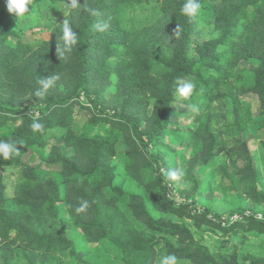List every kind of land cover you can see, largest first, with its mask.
I'll return each mask as SVG.
<instances>
[{
	"label": "trees",
	"instance_id": "16d2710c",
	"mask_svg": "<svg viewBox=\"0 0 264 264\" xmlns=\"http://www.w3.org/2000/svg\"><path fill=\"white\" fill-rule=\"evenodd\" d=\"M79 2L32 0L30 12L15 19L0 0V140L24 144L19 155L0 156V264L92 263L78 259L80 245L62 229L59 204L79 237L109 246L112 264H160L169 254L178 264H264L261 255L210 249L186 222L264 234V209L223 216L198 200L209 190H232L264 205V0H199L196 16L181 12L186 0ZM64 21L77 44L62 54ZM36 27L48 37L25 39ZM198 30L204 38L195 42ZM178 79L195 85L185 102L199 110L195 125L172 130ZM248 93L257 96V113L243 98ZM76 107L90 112L81 127ZM34 121L41 131L31 129ZM171 132L193 151L182 156L183 188L167 177L172 163L164 153L175 146L164 136ZM28 150L57 170L47 175L25 163ZM19 166L8 196L1 172ZM148 168L154 176L146 181ZM84 200L89 207L77 213Z\"/></svg>",
	"mask_w": 264,
	"mask_h": 264
},
{
	"label": "rangeland",
	"instance_id": "374dc122",
	"mask_svg": "<svg viewBox=\"0 0 264 264\" xmlns=\"http://www.w3.org/2000/svg\"><path fill=\"white\" fill-rule=\"evenodd\" d=\"M65 8L64 11H67V4L65 1ZM28 19H26L24 22H27ZM23 22V21H22ZM46 24L50 22L47 18L45 19ZM202 30H205L203 27H200ZM40 33H36L39 32ZM48 30H46L43 27H36L35 29L28 30L25 33V39L28 38L29 40L38 39V38H45L48 37ZM204 38L203 31H197L194 35L195 42H200ZM254 62H250V69L254 67ZM249 79H252V71L249 72ZM184 82H188V80H185ZM246 100H248L251 104V107L253 108V111L257 113L258 111V100L257 96L248 93L243 96ZM75 117H77L76 126L81 127L87 117L90 115V112L84 109H79V107H76L74 109ZM170 115L173 121V126L171 127L172 130L175 129L177 123L179 125L183 124L186 126L195 125L197 123V113L193 111V109H190L188 105L185 102L184 98L177 97L176 101L171 106ZM221 131H224L223 138H229V135H231V132H227V126H225L224 123L221 125ZM172 133L170 135L168 133L165 134V140L171 141L173 149V153L171 155L165 154V158H167L172 163L170 169H180L182 170V167L184 165V160L182 158L183 155L189 157L192 155L193 151H190V149L184 148L180 142L177 140V142H174L172 136ZM245 135L248 138L249 132L247 130L245 131ZM172 139V140H170ZM119 147L122 149V141L119 142ZM63 150L67 153H70L71 149L66 147L65 145H62ZM23 160L25 163L37 167L40 170H42L45 174L49 175L51 171L57 170V166H50L48 163H45L40 156L31 151L28 150L24 156ZM118 161V160H117ZM223 161L222 156H218L215 160V166L219 165L220 162ZM123 170V167H121ZM20 171V166L16 167L15 169H5L1 173L3 175V180L6 185V193L8 196H12L14 194V188L16 184L18 183V172ZM143 178L147 181L151 178H153L154 174L152 172L151 168L142 170ZM219 177V176H218ZM218 177L214 180H218ZM168 181L174 185H178L179 187L183 188L184 183L181 179V177L176 180L172 181L168 179ZM200 181L207 186L206 177L205 175L200 176ZM228 182H225L223 185H220L225 190H229L227 187ZM185 186L188 187V184L185 183ZM227 186V187H226ZM180 189V188H178ZM198 200L200 201L201 205H207L211 206L216 210L219 214L223 216H227L228 213H230L233 209H247L246 214H249V211L254 213H262L264 209V205L262 203H255L250 201L249 199H242L238 194L234 193L232 190L229 192H219V191H213L209 190L208 194L200 195L198 196ZM59 209L62 215L61 219V227L63 230L67 232H71L74 234L75 237V245H80L79 249V255L78 259H81V257L88 258L92 263L91 264H112L113 262H110V259L112 260V251L109 250V246H103L98 245L97 243H90L85 242L82 237H79L78 234H76L73 229V224L69 220V215L65 211L62 204H59ZM235 214V213H234ZM186 222L189 224L190 228L192 229L194 239L199 240L202 244L207 245L210 249L217 250L220 247L223 249H233L236 250L239 255H246V254H253V255H261L264 257V234H255L252 232H246L243 230L237 231L235 233H228V234H222V232L214 231V230H208L204 226H201V228L197 229L195 228L190 220H186ZM84 245V246H83ZM12 264H24V262L21 260L13 261ZM64 264H69L67 261H64Z\"/></svg>",
	"mask_w": 264,
	"mask_h": 264
},
{
	"label": "clouds",
	"instance_id": "9594fccd",
	"mask_svg": "<svg viewBox=\"0 0 264 264\" xmlns=\"http://www.w3.org/2000/svg\"><path fill=\"white\" fill-rule=\"evenodd\" d=\"M32 0H6V8L9 14H14L15 19L23 18L25 13H29V5H31ZM79 0H70L68 6L71 8L77 7L79 4ZM200 3L199 0H186V2L181 7V12L188 16H196L200 11ZM92 14L95 15V12L92 11ZM103 30V29H100ZM62 40L64 41V53H70L74 45L77 44V34L73 31L72 27L67 21L63 22L62 27ZM59 77L48 78L45 81H42L43 90L38 91L36 93L37 96L43 94V91H46L52 84L53 79H58ZM176 93L179 97L188 99L195 88V85L191 82H184L183 80L177 81ZM193 110L198 111L199 109L193 105ZM31 129L34 132L41 131L43 129V125L39 122L34 121L30 125ZM17 145L24 146L23 142L16 141H2L0 140V156L3 159L7 160L11 156L19 155L20 150H18ZM182 170L180 169H169L167 171L168 179L172 181L178 180L182 175ZM89 207L87 200H84L80 203V206L76 209L77 213L84 212ZM160 264H178V257L175 254H169L162 257Z\"/></svg>",
	"mask_w": 264,
	"mask_h": 264
},
{
	"label": "built area",
	"instance_id": "2783aa9c",
	"mask_svg": "<svg viewBox=\"0 0 264 264\" xmlns=\"http://www.w3.org/2000/svg\"><path fill=\"white\" fill-rule=\"evenodd\" d=\"M236 218H237V215L234 214L231 219H236Z\"/></svg>",
	"mask_w": 264,
	"mask_h": 264
}]
</instances>
